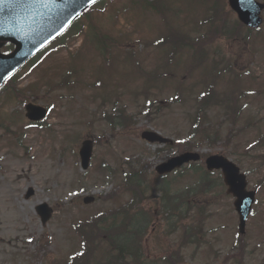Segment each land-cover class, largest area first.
I'll return each instance as SVG.
<instances>
[{"label":"rangeland","instance_id":"obj_1","mask_svg":"<svg viewBox=\"0 0 264 264\" xmlns=\"http://www.w3.org/2000/svg\"><path fill=\"white\" fill-rule=\"evenodd\" d=\"M148 1L114 0L105 13H96L93 23L119 44L107 58L87 29L22 82L29 102L50 109L42 126L24 129L29 123L24 105L0 95V264H48L53 257L71 264L64 261L80 249L72 223L124 202L118 186L130 166L155 172L178 154V148L142 141L140 135L148 130L187 141V147L198 144L204 157L230 158L257 192L255 214L241 237L244 251L235 246L239 217L234 199L220 186L208 196L207 244L198 251L186 249L183 264H264V26L256 32L235 26L227 0H153L164 16L148 9ZM212 16L223 18L238 39H218ZM161 37L169 45L157 48L154 42L164 41ZM68 72L71 84L57 87ZM176 96L182 104L174 101ZM170 99L159 109V101ZM207 99L213 104L204 107ZM199 111L205 129L190 139ZM121 113V126L104 118ZM87 138L96 147L84 173L79 148ZM194 182L187 176L180 186ZM28 189L35 192L30 199ZM86 196H95L96 202L85 206ZM42 203L55 211L46 225L37 213ZM164 233L158 224L150 230L145 241L150 258L170 256L177 238ZM43 240L50 242L46 249ZM89 243L90 256L98 244L92 236ZM105 253L100 248L94 262Z\"/></svg>","mask_w":264,"mask_h":264},{"label":"water","instance_id":"obj_2","mask_svg":"<svg viewBox=\"0 0 264 264\" xmlns=\"http://www.w3.org/2000/svg\"><path fill=\"white\" fill-rule=\"evenodd\" d=\"M99 0H96L98 2ZM231 8L237 12L240 20L251 28H259L263 24L261 18L264 5L254 0H248L245 8H241L240 0H229ZM90 7L86 0H55L54 4L45 7L34 0H6L0 4V89L23 64L41 51L55 38L62 35L81 14ZM6 42L15 44L16 50L10 55L1 53ZM47 111L41 107L28 105L27 117L31 121H40L46 117ZM150 143L169 144L173 142L157 133L145 132L142 135ZM94 144L86 141L80 150L82 167L87 170L93 155ZM197 153H185L159 166L157 172L169 174L183 165L199 162ZM209 171L222 170L228 193L237 200L235 207L240 215V232L245 233L246 222L252 212L255 202V192H248V182L240 169L222 156H212L207 161ZM34 194L30 190L27 197ZM94 202V198H86L85 203ZM38 212L46 223L52 215V209L47 205L38 208Z\"/></svg>","mask_w":264,"mask_h":264},{"label":"trees","instance_id":"obj_3","mask_svg":"<svg viewBox=\"0 0 264 264\" xmlns=\"http://www.w3.org/2000/svg\"><path fill=\"white\" fill-rule=\"evenodd\" d=\"M106 3H101L94 10L86 14V20L93 22V17L91 16L94 12H103L105 10ZM216 11V9H214ZM87 23L83 21H78L75 25L66 33L65 36L57 40L52 46L50 52H56L62 50L68 46V44L85 34L84 27ZM211 27L217 29L218 37L228 36L225 33L227 24L224 22L223 18L211 17L210 20ZM235 26H238L236 24ZM221 32V34L219 33ZM91 33L93 35V40L97 43L100 52L103 55L107 53V36L103 35L101 31L95 27L91 28ZM231 39L232 35L229 36ZM12 50L11 45L5 47V51L9 52ZM46 54H40L34 58L31 62L30 69H33L37 63L43 61ZM17 80H14L15 82ZM15 87L12 88L11 97L15 98L16 93L14 91ZM212 99H207L204 101L203 106H209ZM180 102V101H176ZM202 114H197L194 120L193 133H202L205 126L201 122ZM185 148L181 146V152L185 151ZM192 149V148H190ZM189 149V150H190ZM197 174V171H194ZM201 179L199 183L202 184V189L207 187V182L210 180V174L204 169L201 173H198ZM183 174H180L182 176ZM124 189L128 192L130 200L121 208L111 213L107 217L102 214L97 219H90L86 222L80 223L76 228L77 232L81 235L84 244V252L81 261L75 264H92V257L98 247H94L89 256L90 243L89 239L92 236L94 243L100 244L105 241L107 244V256L104 263L98 262L97 264H145L141 263L140 256L138 254L139 242H140V232L141 228L146 229L148 220L146 218L152 219L153 212H146L145 202L148 199L154 201L157 210H161V213L166 217V221L172 227H183L184 237L183 242H189L190 230L186 229L185 223L186 218L191 215L192 212L197 210L193 218L195 223L202 222L203 215L199 212L200 208L196 204L190 205L181 193L168 178H159L155 176L151 181L145 176L142 171L131 169L124 178ZM194 190H189L188 193L192 194ZM204 193V192H202ZM199 192H196V196ZM147 216V217H146ZM148 264V262L146 263Z\"/></svg>","mask_w":264,"mask_h":264},{"label":"snow or ice","instance_id":"obj_4","mask_svg":"<svg viewBox=\"0 0 264 264\" xmlns=\"http://www.w3.org/2000/svg\"><path fill=\"white\" fill-rule=\"evenodd\" d=\"M34 2L35 3L43 4L45 7H47L49 4H54L55 3V0H34ZM3 3H6V0H0V4H3ZM86 3L88 5H94L96 3V0H86ZM247 4H248V0H240V5H241V8L242 9L245 8ZM156 43L157 44H163L164 41L162 39H158L156 41ZM245 107H247V105H245ZM178 143L179 144H183L185 142L183 140H181V141H178ZM249 147H252V145H249ZM70 195H74V193H70ZM252 214L254 215L255 213H252ZM78 255H83V253H79Z\"/></svg>","mask_w":264,"mask_h":264}]
</instances>
